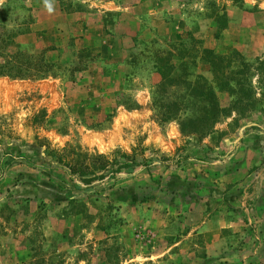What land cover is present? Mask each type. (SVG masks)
Here are the masks:
<instances>
[{
  "label": "rangeland",
  "instance_id": "1",
  "mask_svg": "<svg viewBox=\"0 0 264 264\" xmlns=\"http://www.w3.org/2000/svg\"><path fill=\"white\" fill-rule=\"evenodd\" d=\"M245 1L0 0L51 64L0 75V264H264V13ZM202 85L222 111L186 134Z\"/></svg>",
  "mask_w": 264,
  "mask_h": 264
},
{
  "label": "trees",
  "instance_id": "2",
  "mask_svg": "<svg viewBox=\"0 0 264 264\" xmlns=\"http://www.w3.org/2000/svg\"><path fill=\"white\" fill-rule=\"evenodd\" d=\"M14 36L15 35L13 33L6 32L4 28L0 27V39H6L4 43L5 46L7 47L15 45L17 47L16 50H12L10 52L3 51V49L0 48V75H7L13 78H23L33 75L40 76L42 73L48 71L51 64L45 61L43 55L40 54L38 56L31 57L25 55V53L20 50L18 45L14 42ZM1 47H3V45ZM203 53L207 57L206 59L208 65L212 67L214 73L217 74L220 68L219 65H217L218 62L215 61L222 60L221 56L213 53L210 49L207 48L203 49ZM32 65L36 67L35 72H31ZM164 70H166V72H164ZM164 70L162 73H167L168 66L164 68ZM202 87L204 90L199 91L198 95L200 101L206 102V104L201 107V110L199 111L200 113L196 116H190L185 120L180 121L181 131L185 132L186 134L200 132L201 135H205L213 131V124L217 120L220 111H222V109L218 106V102L213 89L206 87L205 85H202ZM194 90L195 88H193V92ZM97 160H100V164L97 168H92L94 170L99 168L102 171H108L107 168L112 165V163L105 160L103 156H98ZM63 165L71 175L83 176L84 174V170L77 168V166L72 164V162L64 161ZM124 165V162H119L117 168H120ZM84 168L87 169V165L84 166ZM103 176L104 173H93L91 177L83 179L89 181L93 178Z\"/></svg>",
  "mask_w": 264,
  "mask_h": 264
},
{
  "label": "crops",
  "instance_id": "3",
  "mask_svg": "<svg viewBox=\"0 0 264 264\" xmlns=\"http://www.w3.org/2000/svg\"><path fill=\"white\" fill-rule=\"evenodd\" d=\"M246 3H248V4H252V5H255L254 3L255 2H258V8H260L257 12H254V14L255 13H264V0H246L245 1ZM249 14H251V12H249ZM251 15H253V13L251 14ZM264 32V28L263 29H260V33H263ZM238 41V40H237ZM236 47H240L239 45H236Z\"/></svg>",
  "mask_w": 264,
  "mask_h": 264
}]
</instances>
